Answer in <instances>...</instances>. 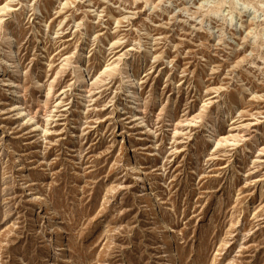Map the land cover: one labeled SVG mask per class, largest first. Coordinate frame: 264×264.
<instances>
[{
	"label": "rangeland",
	"instance_id": "1",
	"mask_svg": "<svg viewBox=\"0 0 264 264\" xmlns=\"http://www.w3.org/2000/svg\"><path fill=\"white\" fill-rule=\"evenodd\" d=\"M0 264H264V0H0Z\"/></svg>",
	"mask_w": 264,
	"mask_h": 264
},
{
	"label": "bare ground",
	"instance_id": "2",
	"mask_svg": "<svg viewBox=\"0 0 264 264\" xmlns=\"http://www.w3.org/2000/svg\"><path fill=\"white\" fill-rule=\"evenodd\" d=\"M9 9V8H8ZM5 11V10H4ZM84 55V58L85 59H87L89 56L87 55V54H83ZM134 85V83H133V81L131 80V77H130V81H129V87H128V93L127 92H125V93H127V95H126V98L128 99V98H130L131 96H130V90L132 89V86ZM130 93V94H129ZM130 100V99H129Z\"/></svg>",
	"mask_w": 264,
	"mask_h": 264
}]
</instances>
